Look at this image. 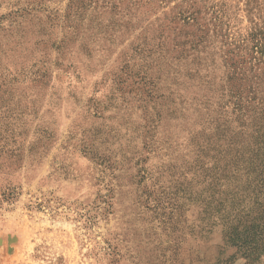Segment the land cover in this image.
<instances>
[{"label":"rangeland","instance_id":"1","mask_svg":"<svg viewBox=\"0 0 264 264\" xmlns=\"http://www.w3.org/2000/svg\"><path fill=\"white\" fill-rule=\"evenodd\" d=\"M188 1L215 34L214 49L208 48L214 52L264 30V0H136L131 27L111 31L109 11L100 9V31L83 28L74 39H65L60 60L54 47L66 34L60 21L70 0H0V17H6L0 29V71L20 81L35 68L50 67L44 86L25 83L16 93L27 118L22 120L29 123L27 148L40 132L50 140L35 157L27 155L21 169L0 177V184L18 192L0 210V264H214L218 257L230 258V264H264V253L251 263L242 251L224 246L219 218L196 220V208L187 216L195 230L186 228L184 237L174 231L167 239L164 226H152L146 202L147 191L164 201V192L175 189L182 168L195 161L192 136L209 139L214 123H222L216 104L220 79L228 69H199V80H211L209 86L184 74L171 77L170 85L164 83V72H150L158 77L161 93H173L179 119L167 117L158 106L154 112L152 105L142 110L134 102L120 109L118 104L100 117L86 108L92 98L102 104L112 95L135 99L130 85L119 87L123 93L115 92L111 80L123 67L141 72L132 49L145 39L163 50L165 41L169 51L182 41L180 32L187 29L174 14ZM17 10L20 17L8 18ZM82 44L90 57L83 54ZM145 124L147 129L142 128ZM126 127L140 131L129 136ZM107 130L110 145L96 146L92 135ZM91 147L98 159L110 156L115 178L94 156L85 155L84 148ZM143 172L149 177L145 184L139 179ZM109 189L115 195L112 207L102 204ZM251 206L250 196L244 208Z\"/></svg>","mask_w":264,"mask_h":264},{"label":"trees","instance_id":"2","mask_svg":"<svg viewBox=\"0 0 264 264\" xmlns=\"http://www.w3.org/2000/svg\"><path fill=\"white\" fill-rule=\"evenodd\" d=\"M135 2L136 0H70L66 16L59 20L61 29L66 34H63V41L54 47L60 54V60L66 42L77 37L80 29L100 31V9L109 11L111 31L114 28L131 27V10L136 7ZM19 13V10L12 12L8 18L17 19L20 17ZM5 19L4 16L0 17V29ZM54 19L56 18L49 20ZM174 20L181 23L183 29H187L180 32L183 37L181 42L169 51L165 41L163 50L161 45L153 47L145 39L132 49L134 57L142 65L141 72L133 73L123 67L116 79L111 80L112 86H115L112 90L115 92L123 93L119 87L130 85L135 92V99L130 101L112 95L106 98V104H102L92 98L87 100L86 108L92 110L95 117H100L104 112L117 108L118 104L120 109L123 105L134 102L139 103L138 108L142 110L152 105L151 109L155 112L158 106L167 113V117L179 119L180 108L176 107L171 98L173 93L165 89L161 93L158 77H153L150 72L155 68L157 72H164V83L169 81L170 85L173 80L171 77L184 74L190 81L198 80L200 84L209 86L211 80L206 81L207 76L203 77L206 82L199 80V69L207 70L211 66H216L215 70L218 71L221 67L228 69L224 78L220 79L222 86L218 91L220 96L216 104V112L222 123H214V134L209 139H206V135L192 136V144L196 150L195 161L182 168L183 173L175 179V189L164 192V201L154 197V191H147L146 202L150 205L148 211L152 213V226H164L167 239L174 236V231H180L184 237L186 228L195 230L196 227L189 223L187 217L195 208L196 220H210L217 216L224 229V246L234 248L238 253L242 251L245 259L252 263L264 253V30H254L246 39L224 43V51L214 52L215 34L210 33L208 25L199 18L193 2L188 1L185 6L177 8ZM85 47L84 44L80 46L83 54L90 57ZM175 52L177 55H173ZM124 63L128 65L129 62ZM175 63L177 69H174ZM49 74L50 67L42 66L18 81L10 74L5 75L0 71V177L21 169L27 155L35 157L41 148L46 149L44 144L50 139H45V131L38 133L40 136L27 148L25 142L29 123L22 120L24 113L21 103H17L16 93L18 87L25 83L44 86ZM211 79L214 81L215 78ZM145 116L147 117V113ZM156 117L159 118V113ZM146 123L153 121L148 120ZM142 128L147 129V125ZM126 131L130 136L140 130L126 127ZM108 136L111 137V130L92 135V142L96 146L98 143L110 145L107 142ZM93 148L95 147L84 148L85 155L94 156L100 163L99 166L112 172L111 177L115 178V167L110 165V156L98 159L96 154H92ZM121 157L125 158V155L121 154ZM148 178L144 172L139 175L141 183L145 184ZM113 192V189H109L108 199L102 201V204L112 207V201L115 200ZM250 196L252 206L246 210L244 207ZM17 197L15 187L0 184V210L12 204ZM235 206L237 212H234ZM213 209L215 213H212ZM167 242L169 243L168 240ZM214 264H230V258L218 257Z\"/></svg>","mask_w":264,"mask_h":264}]
</instances>
